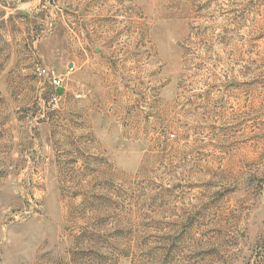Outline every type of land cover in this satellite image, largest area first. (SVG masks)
<instances>
[{"label": "rangeland", "instance_id": "1", "mask_svg": "<svg viewBox=\"0 0 264 264\" xmlns=\"http://www.w3.org/2000/svg\"><path fill=\"white\" fill-rule=\"evenodd\" d=\"M0 264H264V0H0Z\"/></svg>", "mask_w": 264, "mask_h": 264}, {"label": "built area", "instance_id": "2", "mask_svg": "<svg viewBox=\"0 0 264 264\" xmlns=\"http://www.w3.org/2000/svg\"><path fill=\"white\" fill-rule=\"evenodd\" d=\"M50 80H51V83L55 89H58L62 86V82H63L62 78L58 74H56V72H54V71H52V73L50 75ZM57 99H58V95H53L52 101L56 102ZM172 136H174V135H172Z\"/></svg>", "mask_w": 264, "mask_h": 264}]
</instances>
